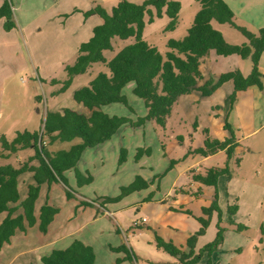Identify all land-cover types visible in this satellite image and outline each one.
Here are the masks:
<instances>
[{
	"label": "rangeland",
	"instance_id": "374dc122",
	"mask_svg": "<svg viewBox=\"0 0 264 264\" xmlns=\"http://www.w3.org/2000/svg\"><path fill=\"white\" fill-rule=\"evenodd\" d=\"M4 1L0 0V7ZM100 1L111 12L120 0ZM128 1L143 4L147 0ZM174 1L181 4L175 31L166 30L170 23L166 14L152 23L146 18L144 40L163 55L168 52L169 40L185 38L201 8L198 0ZM55 2L57 0H11L16 28L10 32L4 29V21L0 19V139L5 136L12 141L17 132L42 130L47 111L71 109L90 115L88 108L75 101L74 93L88 86L98 74H109L104 64H94L87 73L72 79L69 77L67 68L75 65L80 46L92 37V26L102 24L103 20L95 16L97 24L90 21L85 25L84 19H77L72 12L73 7H83L85 0ZM49 7L48 12L40 14ZM32 19L35 21L27 26ZM235 23L244 25L238 19ZM213 26L222 27L225 39L231 45L246 42L242 33L230 25L213 22ZM134 43V39L115 38L113 49L104 52V55L111 60ZM204 60L201 71L205 82L236 70L248 76L252 70L250 60L237 56L219 57L210 52ZM259 70L263 72L264 85V54ZM230 86L207 98L197 93L179 98L165 126L154 121H146L140 127L126 125L111 140L87 149L77 169L92 175L94 180L90 185L79 187L75 170H70L66 173L67 186L62 183L42 186L36 208L46 203L57 207L60 210L59 219L49 233L40 232L38 227L29 230L26 240L13 248L16 251L30 247L34 250L19 257L14 264H37L41 253L49 255L55 248L66 249L68 244L64 241L40 251L36 248L42 242H51L57 235V227L58 231L65 229L70 232L82 226L76 237L94 248L96 264H118L119 259L123 260L121 264L172 263L173 257L158 247L157 237L177 247L182 244L187 252L189 240L196 237L195 253L198 254L215 243L220 231L223 234L222 244L211 256L205 253L197 264H264V244L260 243L261 226L264 225V98L257 99V108L262 110L260 113L257 111L258 114L253 115L250 111V125L243 132L234 129L239 146L230 157L224 151L204 161L198 152L208 139L230 138L229 132L224 130ZM134 87L135 84L130 83L124 89L131 108L111 104L101 111L110 116L127 117L133 122L145 118L148 115L145 103L134 95ZM245 101L252 106L254 104L250 93L246 94ZM122 149L127 151V160L120 164ZM138 149H150L151 154L143 155L137 163L135 156ZM34 155L35 150L29 148L9 160L0 158V166L18 168ZM32 164L37 166L38 162L33 161ZM212 169L228 170L227 174L219 177L216 186H207L194 179L198 175L207 176ZM137 176L153 182V185L118 204L100 205L99 198L119 196L121 188L129 186ZM18 183L19 192L27 193V185L34 184L33 174L21 175ZM67 191L76 199H68ZM80 196L98 202L99 207H78V217L68 222L69 216L75 214V206L80 204ZM150 196L152 201L149 202L147 199ZM170 207H175V210H170ZM104 209L114 212V218L105 216ZM97 214L99 219L95 221ZM144 217L148 218V225L137 227L132 223ZM202 223H207V227L203 234L198 235ZM18 236L24 238L22 233ZM122 245L129 249L132 260L125 259V252L112 250ZM9 253H4L0 264L10 261Z\"/></svg>",
	"mask_w": 264,
	"mask_h": 264
},
{
	"label": "trees",
	"instance_id": "16d2710c",
	"mask_svg": "<svg viewBox=\"0 0 264 264\" xmlns=\"http://www.w3.org/2000/svg\"><path fill=\"white\" fill-rule=\"evenodd\" d=\"M198 1L201 9L195 16L186 37L182 40H169L166 55L144 40L146 18H149V22L152 23L166 14L170 19L166 30L174 31L181 11L179 2L147 0L143 4H135L128 0H121L111 12L97 6L84 13L86 18L93 15L100 16L103 23L95 27L91 39L80 46L75 65L67 68L69 77L72 79L87 73L94 64H104L109 69V74H98L88 86L74 93L75 101L88 108L90 115L80 114L71 109L47 112L42 130L33 133L17 132L12 141L5 136L1 137V158H8L12 154L29 148L35 150V155L22 163L19 168L11 165L0 166V215L7 213V217L0 225V252L4 245L10 244L17 231L26 232L27 228H32L38 223L35 206L42 185L51 186L54 183H62L67 186L66 173L70 170H75L79 187L93 182L94 178L89 172L82 173L77 169L87 149L95 148L111 140L126 125L140 127L146 121H154L160 126H165L180 97L195 91L202 97H209L229 81L233 82L234 92L228 97L229 111L225 117L224 129L229 132L230 138L225 141L208 139L204 148L199 149L198 152L203 156L212 155L217 151H226L229 157L232 155L239 144L236 142L235 131L228 118L237 100V93L254 86L262 90L264 88L263 75L259 70V62L264 53V29H261L258 34H253L246 28L237 26L235 14L224 0ZM0 19L4 20V29L7 32L16 28L11 0H5L0 7ZM213 21L238 29L248 43L229 44L223 34L214 29ZM115 38L134 39L135 43L108 60L104 52L113 49ZM211 51L219 56L238 55L243 60H250L251 74L244 77L240 71H235L223 74L218 79L212 78L199 86L204 79L200 71L201 60ZM69 83L70 81L67 85ZM130 83L135 84L134 95L145 103L148 111L145 118H139L133 122L127 117L110 116L101 111L103 107L117 103L131 108L128 98L124 95V89ZM76 140L80 142L72 145L69 150L52 152L50 149L57 143H71ZM145 154L150 155L151 150L138 149L135 156L136 162H139ZM126 160L127 151L122 149L120 164L125 163ZM33 161H37L38 165H32ZM25 173L33 174L34 184L28 186L27 198L21 201L18 178ZM227 173V169H212L208 171L207 176L198 175L194 179L207 186H216L219 177ZM150 184L141 176H137L129 186L121 188L119 196L103 197L98 201H101L102 207L106 204L119 203L135 192L148 189ZM67 198L74 199L75 195L67 191ZM94 203L98 202L81 201L80 206L95 207ZM20 208L23 214L15 216ZM59 212L58 208L47 203L42 206L39 216L40 232L44 234L48 232L49 226ZM202 226L198 235L204 233L207 223H202ZM239 229L242 228L239 227ZM261 235L260 243L264 244V225L261 226ZM195 241L196 237L189 240V252H185L172 242H166L157 237L158 247L181 264H197L205 253L211 256L217 250L223 242V234L220 231L215 243L205 247L198 254L195 253ZM112 250L125 252L127 254L125 259L132 260V255L125 245ZM122 262L121 259L117 261L118 264ZM41 264H96V254L92 246L75 240L68 248L53 250L49 255L43 256Z\"/></svg>",
	"mask_w": 264,
	"mask_h": 264
},
{
	"label": "crops",
	"instance_id": "0c3cea01",
	"mask_svg": "<svg viewBox=\"0 0 264 264\" xmlns=\"http://www.w3.org/2000/svg\"><path fill=\"white\" fill-rule=\"evenodd\" d=\"M62 0H57V2H55L54 4H58L59 2H61ZM86 1V4L85 5H83V7L82 6H79V5H74V7H73V11L72 12H75L74 14H76V16H77V19H84V24L85 25H88L89 23H90V21H94V23H96L95 22V20H94V18L93 17H95V16H97V17H100V16H98V15H93V16H91V17H89V18H86L85 16H84V13L85 12H87V11H89V10H91V9H93V8H95V7H97V6H101L102 8H104L103 7V3H102V1H100V0H85ZM121 1V0H120ZM119 1V2H120ZM171 1H174V0H171ZM228 5H229V7L232 9V11L234 12V14H235V22H236V19H238V20H241L243 23H244V25H239V24H237L236 23V25L237 26H239V27H243V28H246L247 30H249L250 32H252L253 34H258L259 33V31L261 30V29H264V0H224ZM178 2V1H177ZM118 5V4H117ZM116 5V6H117ZM50 7H52V5L50 6ZM50 7L49 8H47V9H45L43 12H41L40 14H44V13H46V12H48L49 11V9H50ZM13 9H14V6H13ZM105 9V8H104ZM113 9V8H112ZM201 9V8H200ZM106 10V9H105ZM181 12V11H180ZM180 15V14H179ZM80 17H82V18H80ZM101 18V17H100ZM179 18V17H178ZM195 19V18H194ZM2 20V19H1ZM4 21V20H3ZM35 21V19H32L31 21H29L28 23H27V26H30L33 22ZM194 22V21H193ZM213 22H216V21H213ZM213 22H212V25H213ZM102 23H103V21H102ZM178 23H179V21H178ZM218 23V22H217ZM97 24V23H96ZM193 24V23H192ZM220 24V23H219ZM101 25V24H100ZM221 25H228V24H221ZM99 26V25H98ZM192 26V25H191ZM95 27H97V25H93L92 26V36H93V30H94V28ZM177 27H178V25H177ZM214 27V26H213ZM232 27V26H231ZM191 28V27H190ZM189 28V29H190ZM221 28L222 27H214V29H216L217 31H221V33L223 34V36H225L224 38H226V35H225V33H223L222 32V30H221ZM234 28V27H233ZM177 29V28H176ZM175 29V30H176ZM188 29V30H189ZM174 30V31H175ZM219 31V32H220ZM187 33H188V31H187ZM187 35V34H186ZM186 37V36H185ZM91 39V38H90ZM246 39V38H245ZM246 43H248V41H247V39H246V42L245 43H243V44H246ZM235 44V43H234ZM242 44V45H243ZM151 45V44H150ZM153 46V45H152ZM211 52H213V53H215L214 51H211ZM264 54V53H263ZM263 54H262V56H263ZM79 55V54H78ZM215 55H217L216 53H215ZM217 56H219V55H217ZM232 56H237V57H239L238 55H232ZM232 56H229V57H232ZM262 56H261V59H262ZM219 57H224V56H219ZM206 57H204L202 60H201V65H203V62L205 61L204 59H205ZM241 58V57H240ZM242 59V58H241ZM261 59H260V61H261ZM252 64V63H251ZM259 64H260V62H259ZM200 65V71L202 70V66ZM236 71H239V70H236ZM241 72V71H240ZM251 72H252V70H251ZM251 72H250V74H251ZM260 72L263 74V72L260 70ZM201 73H202V75H203V80L199 83V86H202L204 83H205V77H204V74H203V71H201ZM242 73V72H241ZM249 74V75H250ZM221 75H223V74H221ZM220 75V76H221ZM248 75V76H249ZM216 76V75H215ZM220 76H217L215 79H218ZM244 77H248V76H245V75H243ZM228 85H231L229 88H228V96L229 95H231L233 92H234V85H233V82L232 81H229V82H227V83H225V84H223L218 90H220V89H223V88H225V87H227ZM233 87V88H232ZM217 90V91H218ZM216 92V91H215ZM214 92V93H215ZM193 93H197L200 97H202L201 96V94L199 93V92H197V91H195V92H193ZM247 93H250V95L253 97V99H254V104H253V106L251 105V104H249L247 101H245L244 102V99H245V97H246V94ZM192 94V93H191ZM188 95H190V94H188ZM184 96H186V95H184ZM183 97V96H182ZM210 97V96H209ZM181 98V97H180ZM203 98H207V97H203ZM264 98V88H263V90H262V92H260V89L259 88H257L256 86H254V87H251V88H249L248 90H246V91H241V92H238L237 93V100H236V102H235V104H234V108H233V110L230 112V114H229V122H231V125H232V127L236 130V131H240V132H243V130H244V128H246L247 126H249L250 125V123H251V119L250 118H248L249 117V113H250V111L253 113V115L254 114H258V112L260 113L262 110L260 109V108H257V99H263ZM118 104V103H117ZM258 111V112H257ZM48 112V111H47ZM62 112V111H61ZM148 112V111H147ZM254 118H255V116H253ZM46 118V117H45ZM224 122H225V117H224ZM252 123H253V119H252ZM225 126V125H224ZM124 127V126H123ZM225 130V129H224ZM259 129H256V131H258ZM226 131V130H225ZM255 131V132H256ZM227 139V138H226ZM226 139H224V140H220V141H225ZM80 141L79 140H76V141H74V142H71V143H57V144H55V145H53L52 147H50V149H51V151L52 152H56V151H59V150H69L70 149V147L72 146V145H74V144H77V143H79ZM1 151V150H0ZM21 151H24V150H21ZM21 151H19V152H21ZM218 152H224V151H217L216 153H218ZM18 153V152H17ZM17 153H15V154H12L10 157H8V158H1V159H3V160H9V159H11V157L13 156V155H16ZM216 153H214V154H216ZM214 154H212V155H208V156H203L204 157V161H208L209 159H210V157L211 156H213ZM28 161V160H27ZM26 162V161H25ZM22 163H24V162H22ZM21 163V164H22ZM138 163V162H137ZM20 164V165H21ZM33 165V164H32ZM20 167V166H19ZM18 167V168H19ZM26 174V173H25ZM32 174V173H31ZM146 180V179H145ZM147 181V180H146ZM148 182V181H147ZM149 183H151L150 184V186H152L153 185V182H149ZM29 185H32L31 183H29L28 185H27V193H22V192H20V195H21V201H23V200H25L26 198H27V194H28V186ZM44 185H47V184H44ZM44 185H42V186H44ZM150 186H149V188H150ZM148 188V189H149ZM148 189H146V190H148ZM19 191H20V188H19ZM142 191H145V190H142ZM142 191H139V192H142ZM139 192H135V193H139ZM135 193H133V194H135ZM25 195V197L23 198L22 196H24ZM132 195V194H131ZM40 196V195H39ZM130 196V195H129ZM129 196H127V197H129ZM150 197H152V196H150ZM149 197V198H150ZM126 198V197H125ZM124 198V199H125ZM39 199V198H38ZM76 199V198H75ZM123 199V200H124ZM80 200L81 201H87V202H92V201H90L89 199H87V198H85V197H82V196H80ZM122 200V201H123ZM80 201V202H81ZM150 201H152V199L150 200ZM149 201V202H150ZM37 202H38V200H37ZM37 202H36V204H37ZM120 203V202H119ZM115 204H118V203H115ZM94 205H95V207H99V204L98 203H94ZM98 205V206H97ZM14 206H17V205H14ZM52 206V205H51ZM54 207V206H53ZM78 207H85V206H80V204H79V206L77 205V206H75V214L73 215H70L69 216V218H68V222H71L72 221V219L73 218H77L78 217ZM39 208L40 207H38V209L36 208V206H35V216H36V218L38 219V223L34 226V227H32V228H27V231L26 232H22V231H17L16 232V235L14 236V237H12V239H11V242H10V244H6V245H4V247H3V249H2V251L0 252V259L3 257V255H4V253L5 252H10L9 253V259H10V261L7 263V264H14L15 262H16V260L19 258V257H21V256H23V255H27V254H30V253H32L31 251V249H33V248H26V249H24L23 251H16L17 249L16 248H13L14 247V245L15 244H20V242L21 243H23V241H25L26 240V238L28 237V231L29 230H31V229H34L35 227H38L39 228V216H40V210H41V208H40V210H39ZM55 208H57V207H55ZM171 209L170 210H175L174 208L175 207H170ZM105 210V216H107V217H110V218H114V212H112V211H109L108 209L106 210V209H104ZM181 210V209H180ZM60 211V210H59ZM3 214H6L7 215V213H3ZM3 214H1L0 215V217L3 215ZM20 214H23V210L22 209H19L18 211H17V213L15 214V216H17V215H20ZM59 215H60V212H59V214L55 217V219H54V221L51 223V225L49 226V228H48V232L47 233H49L50 231H52L53 229H54V224L58 221V219H59ZM98 215V217H96L95 218V221H97L98 219H99V214H97ZM3 217V219H2V221L1 222H3L4 221V219L7 217V216H2ZM5 217V218H4ZM57 219V220H56ZM143 219H146V222H143V223H140L137 227H143V226H146V225H148L149 224V220H148V218H146V217H144ZM140 221H142V219H140L139 220V222ZM135 222H137V220H133L132 221V223L135 225ZM1 224V223H0ZM53 226V227H52ZM136 226V225H135ZM52 227V228H51ZM83 228V226L81 227V228H78V229H76V230H72V231H70V232H68L67 230H65V229H62V230H60V231H58V227L56 228V230H57V235H56V237L51 241V242H49V243H43L42 242V244L40 245V246H38L36 249L37 250H43V249H45V248H48L50 245H55V244H58V243H60V242H65L66 244H68V247L75 241V240H81L84 244H86V245H89V244H87V243H85L84 242V240H82V239H80V238H78V237H76V234H77V231H79V230H81ZM20 233H22V234H24V238H23V236H22V238H18V237H21V236H18ZM21 245V244H20ZM24 245V244H23ZM180 247L179 248H181L183 251H185V252H187L186 251V249H184L185 247L182 245V244H180L179 245ZM68 247H66V248H68ZM257 249H258V247H257ZM34 250V249H33ZM53 250H56V248L55 249H53ZM52 250V251H53ZM57 250H62V249H57ZM51 251V252H52ZM25 252V253H24ZM131 253V252H130ZM47 254L45 253V252H43V253H41L39 256H38V263L37 264H41V258L43 257V256H46ZM133 256V255H132ZM172 257V256H171ZM173 261H172V263H170V264H179L180 262L176 259V258H174L173 257ZM97 261V260H96Z\"/></svg>",
	"mask_w": 264,
	"mask_h": 264
},
{
	"label": "built area",
	"instance_id": "2783aa9c",
	"mask_svg": "<svg viewBox=\"0 0 264 264\" xmlns=\"http://www.w3.org/2000/svg\"><path fill=\"white\" fill-rule=\"evenodd\" d=\"M143 222H146V219H142V221L140 222L139 221L135 222V225L138 226L140 223H143Z\"/></svg>",
	"mask_w": 264,
	"mask_h": 264
}]
</instances>
